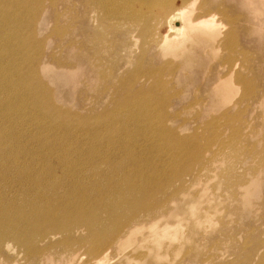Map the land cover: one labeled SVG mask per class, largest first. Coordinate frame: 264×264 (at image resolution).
Segmentation results:
<instances>
[{"label":"bare ground","instance_id":"1","mask_svg":"<svg viewBox=\"0 0 264 264\" xmlns=\"http://www.w3.org/2000/svg\"><path fill=\"white\" fill-rule=\"evenodd\" d=\"M166 2L79 0L78 4L75 3L78 7L77 24L71 30L66 50L62 44L56 45L57 49L62 48V52L72 57L71 63L78 59L77 64L57 67L48 63L45 58L54 55L48 54L47 46L40 41L38 49L46 54L31 57L27 51L22 52L19 67L24 66L26 73L23 72L16 85H6V81L0 78V264H161L177 245L179 249L182 246L179 231L185 223L171 217L183 214L179 199L181 192L189 190L187 184L202 182V176L207 175L222 155L221 160L229 163V170L219 172L221 180L216 184L225 187V192L228 185L244 186L247 182L243 181L244 175L230 162L238 156L242 145H247V155L262 162L256 144H261L263 138L259 137L264 128L258 131L251 120L242 124L229 123L227 127L232 132L226 136L221 132L226 129L225 125L217 122L222 118L234 120L233 117L241 116L243 112L254 115L253 119L258 121L264 120V83L259 76H254L256 71L248 59L242 57L241 63L234 56L241 38V34H236V28L239 23L249 22V14H237L232 7H224L226 0H179V4L172 7ZM162 3L166 6L156 10ZM244 3L248 7L254 3L259 5L256 17L264 16L261 11L264 0H244ZM81 16L92 22L98 33L94 38L90 39L88 29L80 25ZM165 20L169 22L166 32ZM31 30L29 40L21 39L25 50L36 46V28ZM243 32L244 38H249V29ZM3 46L0 42V51ZM246 50H243V56L248 55ZM168 55L176 58L166 59ZM218 56L221 58L217 59ZM191 68L202 70L204 76L200 80L194 78ZM58 71L65 76L61 77ZM165 71L169 72L167 77ZM80 72L96 83L93 87L95 94L89 103L83 102V106L82 99H91L90 96L87 98L81 94L79 97L80 107L94 114L96 120L92 122L98 131L96 129V134L89 135L88 139L85 137L88 141L81 139L74 145L77 141L71 138L73 132L68 138L53 131L55 136L47 133L51 126L46 123L47 119L54 126L59 122L68 129L69 124L65 122H69L68 118H73L75 113L57 105L56 99H63L62 92L50 89L40 80V75H48L57 84L63 78H75ZM234 83L243 88L238 99L233 98ZM195 85L200 88L193 89ZM18 98L31 105H15ZM191 98L202 104L193 122L210 118L207 120L209 129L218 131L222 139H216L215 143L194 141L193 150L197 154L201 149L203 156L197 160L191 156L190 163L173 174L177 181L172 188L160 186L153 189L149 178L152 174L142 168V162L147 158L140 156L134 146L127 147L123 154H110L112 151L108 149L123 143L127 136L133 139V133L152 125L151 116L155 113L162 119L159 135L167 137L168 143L185 144L168 122L189 112L192 106L187 101ZM176 101L180 109L169 112L167 106L175 105ZM106 103H110V107L105 108ZM227 106L232 108L223 110ZM34 107L39 111V116L32 118L36 123L29 121ZM215 107L223 110L220 116L213 114ZM260 109L263 111L259 112ZM233 110H238L236 116L232 114L235 113ZM85 123L91 126L90 122ZM99 130H106L109 136L102 138ZM114 136L117 137L115 141L110 139ZM251 137L259 138V141H243V138ZM262 145L259 149L263 151L264 143ZM259 168L262 170L263 166ZM187 175L191 179H186ZM209 189L203 184V197H195L198 200L190 202L189 211L199 225L204 218L214 225L213 229L225 230L222 225L218 227L220 220L211 213L212 210L217 212L218 207L213 205L216 197L211 192L208 194ZM243 192L242 195L247 196L252 191L246 188ZM171 201L174 206H171L174 203L170 205ZM251 204L247 206L251 207ZM263 206H259L256 213L260 208L264 209ZM147 242L151 244L147 246ZM256 243L246 252L248 264H264V250L259 251ZM130 246H133L134 253L129 250ZM213 246L220 252L217 242ZM141 248L144 250L140 251ZM219 256L222 257L218 261L230 264L226 262V252H220ZM186 260L182 257L180 264H197L186 263ZM168 262L179 264L170 258Z\"/></svg>","mask_w":264,"mask_h":264},{"label":"rangeland","instance_id":"2","mask_svg":"<svg viewBox=\"0 0 264 264\" xmlns=\"http://www.w3.org/2000/svg\"><path fill=\"white\" fill-rule=\"evenodd\" d=\"M167 2L166 4H168L169 7L179 4V0L177 1L167 0ZM75 3L78 4L79 0H0V34H1L0 42L2 43V45H4L3 46L4 49L0 51L1 52L0 78L2 77L6 81V85L7 84L16 85L21 80L23 72L26 73L25 72L26 68L24 66L19 67L18 59L22 60L23 57L22 52L27 51V55L31 57H34L36 55L40 56V54L44 56L46 54L44 50L38 49V45L40 41L45 45V47L47 46L46 52L48 54L54 55L53 57L45 58L48 63L54 64L57 67H61L60 65L77 64L78 59H74V62L71 63L72 57H68L67 56L68 53L65 54V51L62 52L60 50L62 48L66 50L69 44L67 41L71 38V32H72L71 30H73V28L77 24V19H75V16H77L78 7L75 5ZM164 5L165 4L162 3L161 5L157 6L156 10L163 8ZM224 7H230V8L232 7L234 12L237 14L240 12H244V13L247 12L249 14V22L244 25L242 23H239L236 28V34L237 35L241 34L242 40L239 37L238 43L235 48L234 56L239 62H241L242 57L248 59L250 61V64L253 65V69L256 71L255 75L254 73L253 75L255 77L259 76L262 82L264 83V16L260 17L257 15L256 17L257 14L256 11L259 8V5L254 3L248 7L245 5L244 0H226V6ZM261 11L264 14V6L262 7ZM164 23H165L164 32H166L169 30V22L168 20H165ZM80 25L86 30L88 29V33H89L88 35L90 39L94 38L98 34L97 32H95V29L93 28L92 22L90 20H85V18L82 17ZM94 25L96 26L97 23H95ZM33 28H36V34H37L35 35L36 36L35 39L37 40V41L35 40L36 46L33 45L31 48H29V50H25L24 48H22L23 46L21 44V41L23 39H27V40L30 39V35H31L30 31L32 32L31 29ZM42 28L44 29L41 30ZM246 28L249 29L250 35L249 38L246 37L245 39L243 30ZM81 38L82 37H80V39ZM60 44H62V48L59 47L57 49L56 45H60ZM140 44H141V39H140ZM242 45H244V47ZM244 49H247L246 51H248L247 56L245 55L243 56L242 52ZM74 52L76 53L77 50H74ZM167 58L175 59L176 57L174 55H168L166 56V59ZM220 58H221L220 56L217 57V59ZM20 68L21 69L23 68L22 71H20ZM11 69L13 71L12 74L9 73L12 72ZM80 69H83V67H81ZM201 71L202 70H198L195 68L190 69L192 76L199 80L200 77L204 76V73ZM58 73H60L59 75L61 77L65 76L63 72L58 71ZM168 73H169L168 71H165L166 77L168 76ZM40 80L43 81V83L46 84L50 89L54 91L57 90L58 92L60 91L62 92L63 99L62 100H60L59 98L56 99L57 100L56 103L60 108L75 113V116L73 118L71 116L68 118L71 122L70 121L65 122L66 125L69 124L66 126V128L69 127L68 129H65L64 125L63 124H62L63 126L60 125L59 122H56L58 123V125L56 124L54 126L52 123H50V120L47 119L46 123L49 122L48 125L49 124L51 125V126L49 125L50 128L55 127L58 130V131L55 130V128L54 129L48 128L47 133H49L50 136H55V134L61 133L62 135L59 134L60 137L64 138L67 135L65 138H68L72 135L73 132L71 138L74 137V139H76L77 142L74 141V145H76L81 142V139H83L84 141H88L87 139L89 138V135L92 136L94 135V133L96 134V132L98 131V127H95L96 125H94L92 122L94 121L95 123L96 118H94L93 113L80 107L81 100L79 97L81 94L83 96L85 94V97L87 98H89V96L91 97L92 95H94L95 89H93V87L96 83H93L91 80H88L87 76H84L82 72L76 75L75 78L73 77L66 79L63 78L62 80L58 81L57 84L53 83V81L50 79L48 75H43V74L40 75ZM199 88L200 86L195 85L193 89H199ZM193 91L196 90H192V92ZM203 91L204 90H202L201 92L203 93ZM196 93L199 94L200 92H196ZM233 93H235V96L233 97L235 99H238V97L241 94H243V88L239 83H234ZM92 99L93 97L85 101L84 99H82V104L83 102L89 103V101H91ZM177 102L178 101H176L175 105L173 106L171 104L167 106L169 112L175 113L176 110L180 109ZM16 103L17 105L23 103L22 105L24 106L31 105L30 102L28 103L27 101H22L21 98H18L17 102L15 101V105ZM187 103L189 106H192L189 112L188 113L186 112L184 114L182 113L178 115V117L176 116L175 118H173V120H170L168 122V125L173 129V131L177 130V132L180 134V137L178 135V138L182 141V143L185 144L168 143L167 137H163L159 135L158 129L160 128L159 126L162 123V119H160V117H157L155 113L151 116L153 120V124L150 126L149 125L145 126L142 131H139L140 133L139 132L133 133L134 134L133 139L130 136H127L126 138H124L125 141H123V143L116 144L114 147H111L110 143L108 145L109 147H111L108 149V151H112V153L110 154H115V153L123 154L124 152H126L127 147L128 149H130L132 146H134L133 149L136 150V152L140 156L147 158L145 162H142V168L143 171H145L146 173L152 174V176L149 177L150 181L152 182L150 183L149 181V183H150V187L152 186L151 188L153 189H158L160 186H163L165 189L167 187L169 189L172 188L173 184H175V181H177L175 175L173 176V174L174 173L176 174L178 170H181L184 166H187L188 165L187 163H190L189 158L191 156H194L196 160L203 156L201 149L197 154H196V150H193L194 148L193 145H195L194 141H198V143H203L205 141L208 143H215L216 139L219 138L222 139L218 131L212 130L211 128L209 129V123L207 120L210 121V118L205 117L204 120L197 121L196 123L193 122L194 121L193 119L196 117L199 109L202 106L201 101L200 100L195 101L191 98L190 100L187 101ZM84 105L85 104H83V106ZM241 106L243 107V105ZM108 107H110V103L105 104V108ZM230 108H232V106H227L223 110H227ZM34 109H35V114H34ZM34 109L32 108L31 110L32 111V113H30L31 119H29V121L36 123V120L35 119L33 120L32 118L34 116H36L37 118L39 116V111L38 109H36V107H34ZM223 110H221V108L219 107H215L213 114L215 116H220ZM237 111L238 110L236 111L233 110V112L235 113L232 114L233 115L235 114L236 116ZM262 111L263 109H260L259 112ZM79 115L80 117H77ZM238 117L239 118L241 117V119H239ZM253 117L254 115L249 116V114L243 112V115L233 117L235 118L234 120L228 121L222 118L220 120H217V122L225 125L226 129L221 132H225L226 136L230 135L232 132L231 131L232 129L227 127L228 126L227 124L229 123L242 124V122H248V121L250 122L251 120L253 123L252 125H254V128L257 129L258 131L264 128V120L258 121V119L256 118L253 119ZM59 119L66 121V119L63 118H59ZM85 122H90L91 126H87ZM83 124H85L84 125L85 127L82 126ZM72 125L73 127H71ZM221 129H223V127H221ZM60 130L61 132H59ZM52 131L55 132V134ZM69 132L71 134H67ZM100 132L103 134L101 135L102 138L109 136L106 130H102ZM75 136H77V138ZM85 137L88 138L86 139ZM101 137L99 138L101 139ZM112 138L115 141L117 137L116 136L110 137V139ZM259 138H263V140H261V144L260 142L259 144L258 143L256 144V148H258L257 150H260L258 152H260L261 155L258 153L259 154L258 156L263 158L261 160L262 162H260L259 158L256 159V157L253 155H247L248 152L247 145H242L238 151V156L233 158L232 161H230L232 162L233 165L234 164L235 166L237 165L238 171H240L241 174L244 175L242 177L244 179L243 181L245 182L247 181L246 184H244V186L237 185L236 187L235 186L231 187L230 185H228V191L225 192V187H222L220 184L218 185L216 184L220 182L221 174L229 170L228 169L229 163H225L223 160H221L222 155L219 156L220 161H215L214 167L213 165L210 167L211 169L208 171L207 175L202 176L201 179L202 182L198 181L199 183L196 182L193 184L191 183L187 184L189 190L187 189L188 191L181 192L179 199L180 200L179 203L182 202L180 205L184 209L183 214L178 217L176 216L171 217L172 220L173 218L174 220L179 219L183 222V224L185 223V225H183L179 231V235L181 236L179 242H181L182 246L180 245L181 248L179 249L178 248L179 245H177L176 250L169 254L171 257L168 255L164 257L161 264H170L168 262L169 258L175 262L178 261L180 264L182 257L184 259H187L186 263L192 261L197 264H205L207 262L208 263L210 262L209 264H213V262L215 261L216 264L219 262L223 264V262L218 261L220 260L219 258L222 257L219 256L220 252H226V256H227L226 260H228L226 262L230 264L232 263L248 264L249 262L245 261V256H246V252L249 250L248 248H250L251 245H254L256 242H259V244L256 243L259 246L258 248L259 251H261V249L264 250V221L262 220V218L264 217V209L260 208L259 212L256 213L257 208H259V206H262V204H264V165H263L264 150L262 151L261 149H259L263 146L262 144L264 143V129H263V134ZM259 138L255 139L254 137H251L250 139L247 138L246 140L243 138V141H246L248 143H253L252 140L254 142H258ZM231 154H234V152L233 153L231 152ZM260 165L263 166L262 170L259 168ZM104 166L105 164H102V167ZM254 170L255 172H253ZM186 179H191V176L187 175ZM203 184L207 185V187L209 186L210 189L212 188L211 191L209 189L208 194L211 192V194L214 195V197H216L215 199L216 201L214 200L213 205L216 204L218 208H217V212H214L212 210L211 213H213L215 219L220 220L218 227L219 225H222L226 228L225 230L217 231L218 229L217 227H216L217 229L215 227L213 229L212 227L214 225L213 224L210 225V223H208V221H206V219L204 218L202 219V223H200L201 225H199L197 219L194 216H192L189 211L190 202H193L197 198L199 199L203 197L201 196L203 195V191H202ZM199 186L200 187L202 186L201 189ZM246 188H248L250 192L252 191L247 196L242 195L243 191H244L243 193H245ZM212 190L213 191L215 190V192L213 193ZM240 191H242L241 194L240 193L238 194V192ZM191 192H194V194H191ZM222 197L224 199L228 197V199L226 198L228 201L225 199L228 204L226 203L225 200L221 199ZM244 199H246V201ZM172 203L174 202L171 201L170 205ZM249 204H251V207L247 206ZM174 205L175 203L172 204L171 206ZM222 206H224V208ZM221 207L223 209H221ZM233 207L235 208L233 209ZM200 213L203 214V211H200ZM233 213L236 215H234ZM193 225L196 228H194ZM248 234H250V238H248ZM216 242L218 247H220V252H218V249H216L213 246V243ZM150 244H151L150 242H147V246ZM11 247H14V245L11 244ZM132 248L133 246H130L129 250L131 251ZM143 250L144 249L142 248L140 249V251ZM131 252L134 253L133 250ZM209 254L210 257H208ZM85 264H92V263L87 262ZM117 264H131V262H118Z\"/></svg>","mask_w":264,"mask_h":264}]
</instances>
